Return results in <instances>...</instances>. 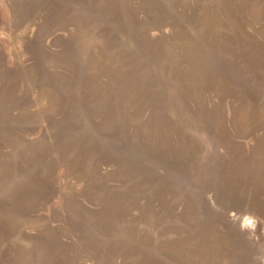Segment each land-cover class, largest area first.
Returning a JSON list of instances; mask_svg holds the SVG:
<instances>
[{
  "label": "rangeland",
  "instance_id": "1",
  "mask_svg": "<svg viewBox=\"0 0 264 264\" xmlns=\"http://www.w3.org/2000/svg\"><path fill=\"white\" fill-rule=\"evenodd\" d=\"M0 264H264V0H0Z\"/></svg>",
  "mask_w": 264,
  "mask_h": 264
}]
</instances>
